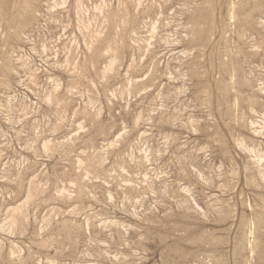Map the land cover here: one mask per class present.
Masks as SVG:
<instances>
[{
	"label": "rangeland",
	"instance_id": "rangeland-1",
	"mask_svg": "<svg viewBox=\"0 0 264 264\" xmlns=\"http://www.w3.org/2000/svg\"><path fill=\"white\" fill-rule=\"evenodd\" d=\"M0 264H264V0H0Z\"/></svg>",
	"mask_w": 264,
	"mask_h": 264
}]
</instances>
